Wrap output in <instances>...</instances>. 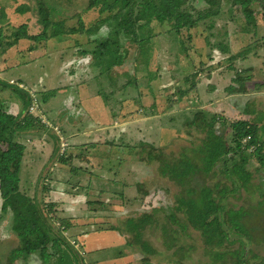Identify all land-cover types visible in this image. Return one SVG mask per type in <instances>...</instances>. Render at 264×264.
<instances>
[{
  "label": "rangeland",
  "instance_id": "1",
  "mask_svg": "<svg viewBox=\"0 0 264 264\" xmlns=\"http://www.w3.org/2000/svg\"><path fill=\"white\" fill-rule=\"evenodd\" d=\"M25 1L33 9L30 20L34 21V0ZM215 1L213 4L207 0H187L186 8L194 18L204 11L213 13L220 9L221 13L191 29V39L179 37L177 46L170 44L166 38L165 31L170 26L152 24L156 34L153 53L143 62L150 71L136 75L137 88L118 89L127 82V74L133 75L134 65L142 63V56L137 54L134 44H127L119 50L118 63L112 73L117 81L114 91L111 86L108 87L106 78H96L97 71L91 69L90 65L86 72H81V83L71 82L68 88L64 86L65 77L61 72L64 58L67 55L80 56L76 54L79 50L76 42L82 44V50L93 49L95 44H89V40L104 36L106 27H102L96 36L77 34L60 42L50 40L47 44L42 43L36 52L30 51L31 43L24 41L0 55L1 81L18 85L30 94L60 87L56 95L41 107L40 113L35 111L30 114L39 119L42 116L48 126L43 124L45 129L19 132L16 138L25 145L20 189L31 198L37 196L54 204L49 217H52L55 226L60 225L61 219L69 221L71 226L68 229L59 227L69 243L81 255H85L86 264L90 263L88 254H98L99 248L115 246L122 249L125 237L118 232H110V227L122 229L127 218L152 211L162 218L172 208L179 187L158 174V165L154 162L149 164L146 160L147 146L144 145L143 149L140 145L147 143L163 147L168 158H174L181 154L183 148H195L211 128L220 133L233 126L236 132L245 134L246 131L234 122L264 112V0ZM231 6L232 10H229ZM74 12L72 8L62 16L68 17ZM107 14L99 15L97 11H92L82 14V17L88 27L104 19ZM210 19L213 21L211 29L208 28ZM76 21L74 19L71 24H77ZM4 26L11 27L7 24ZM210 32L217 34L219 45L216 42V46L205 43L204 37ZM59 53H62V58ZM233 55L238 57L229 61L228 58ZM29 57L33 60L28 70L29 77H42L41 84L19 76L17 65L29 62ZM82 59L91 61L92 57L86 54ZM65 70L71 78L77 76L76 68ZM193 73L197 74L195 91L176 102L174 96L171 97L172 93L177 87H189L195 81L190 77ZM187 77L191 80L185 83ZM105 91L108 97L106 100L98 97L96 112L90 108L86 112L82 108L80 100L84 97ZM15 98L12 96L10 99V92L0 88V101L10 100L7 111L16 116L20 103ZM250 109L254 110L252 114ZM93 113L94 118L91 116ZM212 115H224L226 124L223 126L221 123L225 121L224 118L220 122L218 119L214 121ZM199 116L204 117L202 127L196 125ZM259 124H264V119ZM67 133L74 134L67 137ZM105 133H115L116 136L109 137ZM225 135L227 137L228 133ZM261 137L264 141L263 134ZM246 140L245 137L243 143ZM53 146L58 152L52 154ZM65 154L72 159L62 165L58 158ZM257 167L258 163L251 160L248 168L253 175L251 182L254 185H260L264 179L263 173L255 172ZM211 178H205L207 183L212 181ZM212 183L219 182L213 179ZM43 186L49 190L43 191ZM215 187V191L221 189L218 184ZM243 196L242 200L246 199L245 193ZM242 200L226 201L240 205ZM1 204L0 194V253L17 245V238L11 229L12 215L8 211L2 213ZM175 215L177 219L172 216L174 221L170 224L183 237L181 244L194 246L193 249L178 252L181 257L178 256L175 263L213 264L203 251L205 246L198 231L188 225L184 215ZM263 234V231H259L256 237L261 240ZM142 236L153 249L163 250L160 230L146 229ZM251 247L255 252L264 254V244ZM141 257L134 254L98 264H141ZM4 259L0 256V264H4ZM54 261L52 257L46 264H55ZM161 261L159 256L147 264H161ZM19 264L43 263L33 256Z\"/></svg>",
  "mask_w": 264,
  "mask_h": 264
},
{
  "label": "trees",
  "instance_id": "2",
  "mask_svg": "<svg viewBox=\"0 0 264 264\" xmlns=\"http://www.w3.org/2000/svg\"><path fill=\"white\" fill-rule=\"evenodd\" d=\"M207 1L216 3L215 0ZM186 2L187 0H36L34 8L37 24L41 27L39 32L27 34L24 25L17 28L0 26V55L6 54L22 40L33 44L30 50H35L50 40L60 42L77 34L96 36L102 27H106L104 36L89 40V44H95L93 49L82 50V44L76 42V46L79 45L76 54H90L91 68L97 71L96 78H106L109 81L108 87L111 86L114 91L117 81L112 77V73L118 63L119 50L127 44H134L137 54L142 56V63L134 65L133 75L127 74V82L118 89L125 90L130 86L137 88L136 75L150 71L143 62L153 53V39L156 35L153 32V23L161 27L170 26L168 31H165L166 38L170 44L177 46L179 37L191 39V29L199 27L201 21L221 13L220 9L213 13L204 11L194 18L187 10ZM72 8L75 12L68 17L56 18L67 14ZM230 9L232 10V6ZM31 10L33 9L29 7L26 11ZM92 11H97L99 15L108 14L104 19L87 27L82 16ZM3 15L5 16L4 12ZM74 19L77 24H71ZM212 27L213 21L210 19L208 28ZM216 35L210 32L204 37L205 43L209 46H216V43L219 45ZM238 56H230L228 60L233 61ZM190 77L195 81L189 87H177L172 93L171 97L174 96L176 102L179 103L183 98H187L191 91H195L197 74L193 73ZM191 78H185L184 82L187 83ZM0 88L7 89L10 99L15 96L20 103V110L15 116L7 111L10 100L0 101L1 211L10 212L12 215L11 229L17 238V245L8 247L0 256L5 257L4 264H19L33 256L43 264L52 257L56 259L57 264H86L85 255H81L74 245L69 243L60 229H68L71 226L69 221L61 219L60 227L55 226L52 217H49L54 204L37 196L31 198L20 189L25 145L16 138L19 132L45 129L44 127L48 126L39 117L30 115L28 108L34 97L41 110V107L56 95V90L34 93L31 96L26 89L1 80ZM96 94L104 100L108 97L106 91ZM249 112L252 114L254 110L250 109ZM223 116L212 115V118L220 122ZM203 119V116H199L196 125L202 127ZM263 119L264 112H260L250 119L233 121L237 127L246 131L245 134L236 132L233 126L220 133L211 128L195 148H183L181 154L174 158H168L163 147L139 144L143 149L144 145L148 148L145 151L147 162L156 163L158 174L179 187V190L174 195L171 210L165 213L164 217L158 218L156 211H152L153 213H142L137 217L127 218L122 229H117V226L110 227V230L125 237V244L122 249L109 246L100 252L115 258L124 257L128 251L139 253L142 256L141 264H147L159 256L162 258L161 264H178L175 263L178 256L181 257L178 252L194 248L193 245H182L183 237L179 230L170 224L174 221L172 216L177 219L175 214L180 213L184 215L188 225L200 234L205 246L203 251H206L213 264H264V254L255 252L251 247L264 244V238L259 240L256 237L259 231L264 232V179L260 185H254L251 182L253 175L248 168L254 159L258 163L255 172L264 174V141L261 137V134L264 135V124H259ZM221 123L224 126L226 119ZM225 133H228L227 137ZM245 137L247 140L243 143ZM70 159L71 156L65 154L60 155L58 161L65 165ZM206 177H212V181L216 179L219 183H207ZM215 184L221 186V189L215 191ZM42 189L45 192L49 190L44 186ZM244 193L247 197L242 200ZM227 199L242 202L239 205L229 203ZM153 228L161 232L162 251L153 249L143 239V232Z\"/></svg>",
  "mask_w": 264,
  "mask_h": 264
},
{
  "label": "crops",
  "instance_id": "3",
  "mask_svg": "<svg viewBox=\"0 0 264 264\" xmlns=\"http://www.w3.org/2000/svg\"><path fill=\"white\" fill-rule=\"evenodd\" d=\"M9 3L10 4H8L7 0H0V26H4V25L7 24V25H11L13 27H20L21 25H24V26H26L27 34H36L37 33L36 31L39 32L41 27H40V25L37 24L36 18H35L34 21L30 20V18H31L30 11H26L27 8H29V7L32 8L28 2H26L25 0H15V1L9 0ZM35 3H36V0H34V6H35ZM3 8H4V10H3ZM18 10H20V11L18 12ZM32 11L33 10H31V12ZM2 12L5 13V16L4 15L2 16ZM16 17H17V19H16ZM56 18L60 19V18H63V16H59V17H56ZM10 22H11V24H10ZM34 26H36L35 29H34ZM24 41L25 40H22V41H20V43H22ZM31 46H33V44H30L29 48L28 47L27 48L30 50L32 48ZM32 51L36 52V49L32 50ZM35 52H33V54H35ZM59 54H60V58H62L61 57L62 53H59ZM32 56H34V55H32ZM83 57L84 56H82V55H80L79 57H73V56L67 55L64 58V63H63V65H61L62 67L61 66L60 67H61V72H62L63 76L65 77L64 86H67V88L69 87L70 84H72L71 82H73L74 84H77L78 82H80V79L82 78L81 75H80L81 72L82 71L86 72L87 68L89 69V65L91 67L92 60L91 61H89L88 59L83 60L82 59ZM32 63H33V60H31V58L29 57V62L21 63V64L17 65V69L20 72L19 76L22 75L24 78H27V79L30 78V79L33 80V82H36L37 84H41L43 82L42 81L43 80L42 77H40L39 79H38L39 76H36V75H34V77L33 76L29 77L28 70L30 69ZM68 68H70V69L76 68L77 69V76L75 78H71L69 76L68 72L65 70V69H68ZM75 75L76 74H74L73 76H75ZM59 88L60 87L58 86L56 89H51V90H59ZM67 90H69V89H67ZM98 97H100V96H97V94H95L93 96H90V97H87V96L84 97L82 99L83 101L80 100L81 103L83 104L82 108L86 112H88V108L92 109V112H96L97 108H98V104H97ZM94 114L95 113H93L92 115L90 114V115L93 117ZM113 128H114V126L111 127V129H113ZM72 134H74V133H67V137H71ZM90 134H95V133H90ZM105 134H108L109 137H111V135H114L115 133H105ZM115 136L116 135H114V137ZM52 149H53L52 150V154L55 151H57L56 149H54V146H53ZM110 232H115V231L110 230ZM123 244H122V246H123ZM107 247H109V246H107ZM103 248L105 249L106 247H102V248H99L97 250L98 254H92V253L88 254V256H89L88 259H89V261L92 264H98V263H100L102 261H113V260L120 259V258H115V257H108L109 255L107 253H104L102 251L100 252V250L103 249ZM134 254L135 253H130V251H128L127 255H125V256H132ZM136 254H139V253H136ZM54 260H56V259H54ZM54 263L57 264L55 261H54Z\"/></svg>",
  "mask_w": 264,
  "mask_h": 264
},
{
  "label": "built area",
  "instance_id": "4",
  "mask_svg": "<svg viewBox=\"0 0 264 264\" xmlns=\"http://www.w3.org/2000/svg\"><path fill=\"white\" fill-rule=\"evenodd\" d=\"M31 96H33V94H31ZM33 98V102L31 103V105L29 106V108H28V112L30 113V114H34V112L35 111H39V113H40V109L38 108V103H37V100H36V98H34V97H32ZM41 118V120H42V122H44V119L42 118V116L40 117Z\"/></svg>",
  "mask_w": 264,
  "mask_h": 264
}]
</instances>
